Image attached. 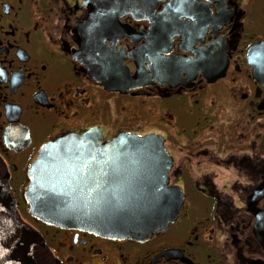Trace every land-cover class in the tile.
Segmentation results:
<instances>
[{
    "label": "flooded vegetation",
    "instance_id": "1",
    "mask_svg": "<svg viewBox=\"0 0 264 264\" xmlns=\"http://www.w3.org/2000/svg\"><path fill=\"white\" fill-rule=\"evenodd\" d=\"M121 4L90 34L134 79L110 90L79 33L105 0H0V160L21 220L58 264H264V0ZM90 132L161 139L183 194L174 222L134 240L31 217L41 146Z\"/></svg>",
    "mask_w": 264,
    "mask_h": 264
},
{
    "label": "water",
    "instance_id": "2",
    "mask_svg": "<svg viewBox=\"0 0 264 264\" xmlns=\"http://www.w3.org/2000/svg\"><path fill=\"white\" fill-rule=\"evenodd\" d=\"M121 1L134 0H105L109 13L87 20L79 30L81 50L94 61L86 66L106 72L103 77L91 71L110 90H121L134 79L121 62L93 53L90 34L102 24H116L111 11H118ZM169 168L170 158L157 136L121 134L101 142L91 132L73 135L41 146L27 171L24 198L31 217L45 225L141 240L174 222L183 204L182 192L167 186ZM0 264H58L40 234L21 220L1 160Z\"/></svg>",
    "mask_w": 264,
    "mask_h": 264
}]
</instances>
